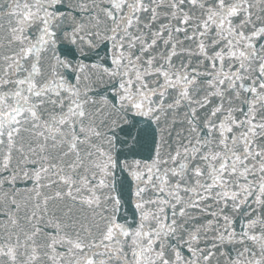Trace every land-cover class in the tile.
<instances>
[{"label": "snow or ice", "instance_id": "snow-or-ice-1", "mask_svg": "<svg viewBox=\"0 0 264 264\" xmlns=\"http://www.w3.org/2000/svg\"><path fill=\"white\" fill-rule=\"evenodd\" d=\"M0 264H264V0H0Z\"/></svg>", "mask_w": 264, "mask_h": 264}]
</instances>
